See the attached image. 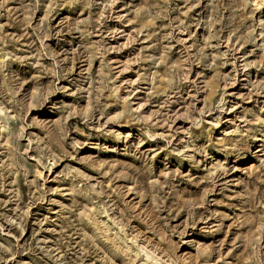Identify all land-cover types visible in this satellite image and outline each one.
<instances>
[{
	"label": "rangeland",
	"instance_id": "rangeland-1",
	"mask_svg": "<svg viewBox=\"0 0 264 264\" xmlns=\"http://www.w3.org/2000/svg\"><path fill=\"white\" fill-rule=\"evenodd\" d=\"M0 264H264V0H0Z\"/></svg>",
	"mask_w": 264,
	"mask_h": 264
}]
</instances>
